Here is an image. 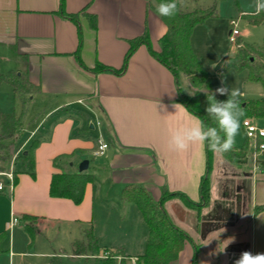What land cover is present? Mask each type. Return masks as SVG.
Instances as JSON below:
<instances>
[{
  "label": "crops",
  "instance_id": "1",
  "mask_svg": "<svg viewBox=\"0 0 264 264\" xmlns=\"http://www.w3.org/2000/svg\"><path fill=\"white\" fill-rule=\"evenodd\" d=\"M145 31L152 49L159 51L167 26L147 0H64L63 5L61 0H0V72H25L39 89L27 105L37 102L47 111L38 124L23 119L16 146L25 155L35 145L34 166L18 161L14 186L0 192V242L6 240L9 255L8 262L2 260L6 255L0 250V264L30 255L34 234L28 231L32 225L27 216L37 219L32 227L40 234L45 225L63 230L72 247L75 231L93 227L98 183L105 185L106 199L120 200L125 210L134 212L135 205L122 199L127 186H144L156 201L165 187L200 204L203 178L210 183V200L200 210L178 198L163 204L170 221L192 240L172 264H233L243 251L264 253V211L255 212L264 206V153L251 148L242 123L238 131L244 137L235 144L246 149V163H230L213 153L208 172L206 144H191L183 152L169 148L170 130L198 118L180 100L195 89L146 46L125 66L129 41ZM193 36L194 30L191 45L198 56ZM98 63L116 72H95ZM11 90L6 92L8 102L22 105ZM173 104L183 106L176 110ZM256 123L264 127V122ZM98 140L108 144L102 156H95ZM63 155H70V162L56 168L54 160ZM85 160L89 168L84 172L92 181L82 203L51 197L53 174L81 173ZM114 247L127 257L142 255L126 253L123 245Z\"/></svg>",
  "mask_w": 264,
  "mask_h": 264
},
{
  "label": "trees",
  "instance_id": "2",
  "mask_svg": "<svg viewBox=\"0 0 264 264\" xmlns=\"http://www.w3.org/2000/svg\"><path fill=\"white\" fill-rule=\"evenodd\" d=\"M161 0H147L149 8L156 12L155 4ZM64 0H61L63 5ZM178 12L172 17H161L167 26V32L160 39V50L154 51L151 46L150 37L147 31L141 36L129 41V51L125 58V66L131 55L141 46H146L151 55L161 64L166 66L176 77L180 74L188 78L191 86L195 89L191 96L181 95L180 100L187 110L198 117L206 126H216L206 113L208 105L207 95L212 90V77L204 69L201 60L196 55L191 45V36L195 27L202 25L210 18L218 17L216 4L204 8L198 7L194 10H185L182 0H178ZM255 12V11H254ZM254 12L242 13V16L253 26H264V12L255 15ZM74 18V17H73ZM94 17L90 16V20ZM94 27V22H91ZM237 51L232 57L226 59L224 71H248V80L258 82L264 86V39L262 45H252L241 40L236 41ZM95 72L111 71L116 72L102 64H97L93 69ZM121 72V71H119ZM8 84L13 89L14 99L22 103L20 115L1 113L0 114V161L8 163V148L11 143L17 144L23 129V114L26 110L30 97L39 92V89L31 84L28 75L20 70H12L7 73L0 72V85ZM217 100L223 101L227 97L217 95ZM243 110L242 118L254 119L257 122H264V96L256 100H239ZM9 142V143H7ZM11 142V143H10ZM264 143V138L259 143ZM206 144V143H205ZM35 145H32L27 154L18 158L23 164L34 166L33 152ZM207 171L210 172L213 163V152L206 144ZM246 149L234 147L230 152L224 153L223 157L230 163L243 164L247 160ZM71 160L70 155L59 156L54 160L56 168L63 167ZM5 171V166H0V172ZM92 181V176L82 173H54L50 185V195L54 198H66L76 205L82 203L85 187ZM201 203L196 204L189 200L182 193H171L167 188H162L161 197L156 201L147 188L144 186H127L122 191V199L125 202L134 204L140 211L145 224L148 227V240L145 253L136 257L135 264H172L179 259L181 252L191 238L180 228L175 226L168 218L163 204L171 199L178 198L191 209L200 210L210 200V183L203 178L200 185ZM264 211V206L257 207L255 212ZM30 220L34 227L37 219L35 217H24ZM28 227L31 235L34 228ZM198 249V248H196ZM104 253H109L108 258H102ZM74 259H82L84 264H132L131 257H127L122 249H102L93 230L86 232L85 241L77 240L72 244ZM122 257L120 261L115 259Z\"/></svg>",
  "mask_w": 264,
  "mask_h": 264
},
{
  "label": "rangeland",
  "instance_id": "3",
  "mask_svg": "<svg viewBox=\"0 0 264 264\" xmlns=\"http://www.w3.org/2000/svg\"><path fill=\"white\" fill-rule=\"evenodd\" d=\"M182 4L183 8L189 11L198 7L208 8L214 4L217 6L218 17L210 18L202 25L197 26L193 36L194 48L203 62L204 69L212 77V90L215 92L217 88L222 86L221 77L223 76L225 77V86L230 89H239L238 100L249 101L261 98L264 93V86L261 83L249 81L247 70L241 72L224 71L226 59L234 56L237 51L236 44L229 41V32L233 29V26L230 25L231 21L237 22L235 28L240 34L237 41L241 40L244 43L258 46L263 43L264 27L253 26L242 16V13H250L255 10V0H182ZM181 84L185 85V80H182ZM9 88L11 87L8 84L0 86V112L3 110L5 113L15 114L16 112L20 115L22 105L18 101L8 102L7 100L6 92ZM78 108L82 110L80 106ZM46 113L44 106L36 102L30 106L27 105L23 119H30V124H38ZM253 121L256 123V120L253 119ZM242 122V116H240L239 124ZM33 127L34 125L31 126V128ZM243 137L244 133L241 132L240 134L238 131L235 137L236 142L238 143ZM18 150L19 147L11 143L8 148L10 161L8 163L0 161V166L8 167ZM18 161H20L19 158L15 160V164ZM19 167V164L14 166L15 170H19ZM1 182L5 189L9 186L6 178L1 179ZM97 191L95 221L90 229L93 230L99 246L102 249L106 247L116 249L114 246L123 245L126 253L144 254L148 228L142 220L138 208L132 205L134 212H131L123 208L122 205L124 204L120 200L106 199V187L103 183L97 184ZM109 194L114 196L113 191H109ZM3 196H8V194H3ZM40 229L42 230L41 234L34 231L33 241L29 244L28 253L30 255L23 258L14 257L11 264H84L82 259L73 258L69 237L63 230L59 231L58 227L52 229L46 225ZM86 230L84 228V232L82 230L79 233L75 231L73 234L77 236V240L85 241ZM0 250L6 255L2 256V260L8 262L9 255L5 254L8 253L6 240L0 242Z\"/></svg>",
  "mask_w": 264,
  "mask_h": 264
},
{
  "label": "clouds",
  "instance_id": "4",
  "mask_svg": "<svg viewBox=\"0 0 264 264\" xmlns=\"http://www.w3.org/2000/svg\"><path fill=\"white\" fill-rule=\"evenodd\" d=\"M155 8L159 16L172 17L179 10L178 0H161L160 3L155 4ZM262 12H264V0H255L254 14L259 15ZM221 85L215 92L206 94L208 101L206 113L215 121L216 126H206L203 121L197 118L190 126L171 129L168 141L170 149L183 152L191 144L206 143L213 153L223 155L232 150L239 130V117L243 115V110L238 100L239 89H230L225 86V77L223 76L221 77ZM217 94L226 96L227 99L217 100ZM181 106L183 105L173 104L176 110ZM161 107L166 108L164 105ZM233 264H264V253L243 251Z\"/></svg>",
  "mask_w": 264,
  "mask_h": 264
},
{
  "label": "built area",
  "instance_id": "5",
  "mask_svg": "<svg viewBox=\"0 0 264 264\" xmlns=\"http://www.w3.org/2000/svg\"><path fill=\"white\" fill-rule=\"evenodd\" d=\"M231 25L233 26V29L229 35V41L235 44L240 34L238 30L235 28L237 26V22L231 21ZM242 126L245 130L247 139L251 143V148L255 151V153H264V143L263 142L259 143V140L264 138V127L259 126L257 123L253 121V119H249V118L243 119ZM107 149H108V144H106L102 140H98L95 156L104 155ZM21 155H22V152L18 151L12 158V162L9 165V169L4 172H0V177L6 178L11 187L14 186L15 160ZM3 191H4V187L0 180V192H3ZM17 223H18V219L16 218L13 219L12 224L15 225ZM108 257H109V253H104L102 256V258H108ZM115 259L120 261L122 257H116ZM130 261L132 264H135L136 257L130 258Z\"/></svg>",
  "mask_w": 264,
  "mask_h": 264
},
{
  "label": "water",
  "instance_id": "6",
  "mask_svg": "<svg viewBox=\"0 0 264 264\" xmlns=\"http://www.w3.org/2000/svg\"><path fill=\"white\" fill-rule=\"evenodd\" d=\"M88 168H89V161L85 160L79 165V172L82 173V172L88 170Z\"/></svg>",
  "mask_w": 264,
  "mask_h": 264
}]
</instances>
